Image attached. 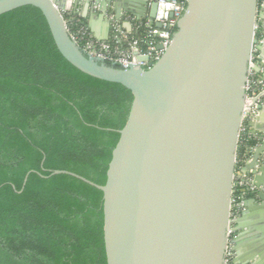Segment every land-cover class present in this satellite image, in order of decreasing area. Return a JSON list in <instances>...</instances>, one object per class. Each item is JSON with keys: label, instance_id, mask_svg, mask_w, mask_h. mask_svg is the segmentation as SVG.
<instances>
[{"label": "water", "instance_id": "water-1", "mask_svg": "<svg viewBox=\"0 0 264 264\" xmlns=\"http://www.w3.org/2000/svg\"><path fill=\"white\" fill-rule=\"evenodd\" d=\"M77 2L72 0L74 6ZM85 3L99 5L102 12L111 7L116 18L124 12L153 18L157 7L156 0ZM24 5L41 10L69 63L132 94L103 185L68 170L51 171L102 191L107 264H224L253 47L264 67V0H187L171 43L146 68H122L85 55L68 34L62 15L66 0H0V14ZM262 153L264 142L245 164L259 191L251 198L256 211L245 200L233 221L236 264H264V164L254 169Z\"/></svg>", "mask_w": 264, "mask_h": 264}, {"label": "trees", "instance_id": "trees-1", "mask_svg": "<svg viewBox=\"0 0 264 264\" xmlns=\"http://www.w3.org/2000/svg\"><path fill=\"white\" fill-rule=\"evenodd\" d=\"M131 101L61 55L38 7L0 14V264H107L102 191L51 171L103 185Z\"/></svg>", "mask_w": 264, "mask_h": 264}, {"label": "built area", "instance_id": "built-area-1", "mask_svg": "<svg viewBox=\"0 0 264 264\" xmlns=\"http://www.w3.org/2000/svg\"><path fill=\"white\" fill-rule=\"evenodd\" d=\"M156 2L157 7L153 18L147 15L140 18L127 12L116 18L111 7L102 12L99 5L93 4V8L102 12L109 20L114 32V41L95 40L87 28L73 18V15L71 20H75L78 25H72V21L70 22V19L65 16L66 13L71 12V9L63 10L62 15L70 38L85 55L101 59L109 64H116L122 68L131 65L146 68L147 62L154 63L158 60L171 43L172 36L176 31V23L186 8L187 0H156ZM122 22L128 25V29L122 27ZM244 91V103L234 159L224 264H236L232 242L235 236L233 221L244 209L246 198L257 196L259 191V187L254 181V174L245 169V164L251 161L254 150L264 142V133L254 131L252 126L264 108V67L255 47L251 50ZM263 164L264 153L258 156L254 169Z\"/></svg>", "mask_w": 264, "mask_h": 264}, {"label": "crops", "instance_id": "crops-1", "mask_svg": "<svg viewBox=\"0 0 264 264\" xmlns=\"http://www.w3.org/2000/svg\"><path fill=\"white\" fill-rule=\"evenodd\" d=\"M134 3H137L139 0H129ZM66 8L71 9L73 11V18L76 21L87 28L90 35L97 41H114L113 35L114 32L110 25L109 20L102 15L99 11H96L93 8V4L88 5L85 3V0H78L77 4L74 6L72 0H66ZM122 27L128 29V25L122 22ZM256 131H263L264 132V109L261 112L260 121L257 123ZM253 196H249L246 198L248 200V208L251 211L255 212L256 204L254 201L251 200ZM257 231L253 232L254 236L256 235ZM247 262V260H245ZM245 261H243L245 263Z\"/></svg>", "mask_w": 264, "mask_h": 264}, {"label": "rangeland", "instance_id": "rangeland-1", "mask_svg": "<svg viewBox=\"0 0 264 264\" xmlns=\"http://www.w3.org/2000/svg\"><path fill=\"white\" fill-rule=\"evenodd\" d=\"M261 112H262V110H261ZM261 112H260V114H261Z\"/></svg>", "mask_w": 264, "mask_h": 264}]
</instances>
